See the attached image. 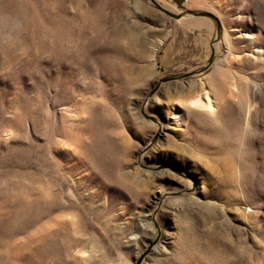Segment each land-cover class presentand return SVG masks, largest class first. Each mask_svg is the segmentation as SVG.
<instances>
[{
  "label": "rangeland",
  "instance_id": "374dc122",
  "mask_svg": "<svg viewBox=\"0 0 264 264\" xmlns=\"http://www.w3.org/2000/svg\"><path fill=\"white\" fill-rule=\"evenodd\" d=\"M0 264H264V0H0Z\"/></svg>",
  "mask_w": 264,
  "mask_h": 264
},
{
  "label": "bare ground",
  "instance_id": "6f19581e",
  "mask_svg": "<svg viewBox=\"0 0 264 264\" xmlns=\"http://www.w3.org/2000/svg\"><path fill=\"white\" fill-rule=\"evenodd\" d=\"M192 21L194 22V20ZM174 109L175 120L178 123L184 122L183 116L181 114L183 111L186 112V114H189L191 112H197L200 114L207 115L209 118L213 119L217 118L218 111L210 96V91L204 89L201 93L193 97H188L184 106H175Z\"/></svg>",
  "mask_w": 264,
  "mask_h": 264
},
{
  "label": "water",
  "instance_id": "95a60500",
  "mask_svg": "<svg viewBox=\"0 0 264 264\" xmlns=\"http://www.w3.org/2000/svg\"><path fill=\"white\" fill-rule=\"evenodd\" d=\"M151 1L155 3V0H151ZM161 9L163 11H165L166 13H168L170 16L174 17V18H178V19L182 18L181 13H172V12L168 11L167 9H165L163 7H161ZM209 15L218 22L217 18L214 15H212V14H209Z\"/></svg>",
  "mask_w": 264,
  "mask_h": 264
},
{
  "label": "snow or ice",
  "instance_id": "6c2138e0",
  "mask_svg": "<svg viewBox=\"0 0 264 264\" xmlns=\"http://www.w3.org/2000/svg\"><path fill=\"white\" fill-rule=\"evenodd\" d=\"M195 106V105H194Z\"/></svg>",
  "mask_w": 264,
  "mask_h": 264
}]
</instances>
